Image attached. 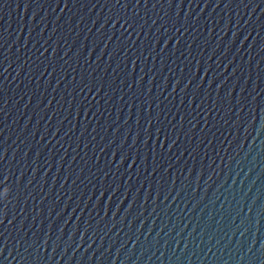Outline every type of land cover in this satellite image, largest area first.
I'll list each match as a JSON object with an SVG mask.
<instances>
[{
  "label": "water",
  "instance_id": "95a60500",
  "mask_svg": "<svg viewBox=\"0 0 264 264\" xmlns=\"http://www.w3.org/2000/svg\"><path fill=\"white\" fill-rule=\"evenodd\" d=\"M0 264H264V0H0Z\"/></svg>",
  "mask_w": 264,
  "mask_h": 264
}]
</instances>
